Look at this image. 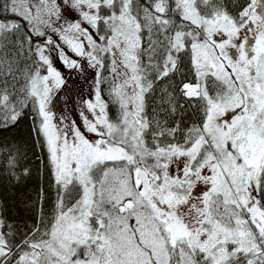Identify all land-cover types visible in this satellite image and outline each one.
<instances>
[{
    "label": "snow or ice",
    "instance_id": "1",
    "mask_svg": "<svg viewBox=\"0 0 264 264\" xmlns=\"http://www.w3.org/2000/svg\"><path fill=\"white\" fill-rule=\"evenodd\" d=\"M29 109L56 199L0 264H264V0H0V126Z\"/></svg>",
    "mask_w": 264,
    "mask_h": 264
},
{
    "label": "trees",
    "instance_id": "2",
    "mask_svg": "<svg viewBox=\"0 0 264 264\" xmlns=\"http://www.w3.org/2000/svg\"><path fill=\"white\" fill-rule=\"evenodd\" d=\"M41 143L42 139L34 131L30 109L15 124L0 126V149L19 148L24 153L17 175L24 168L30 170L28 176L20 175L17 180L0 166V219L12 226L17 239L23 238L36 222L38 196L43 194V207L47 213H51L56 199L47 153Z\"/></svg>",
    "mask_w": 264,
    "mask_h": 264
},
{
    "label": "rangeland",
    "instance_id": "3",
    "mask_svg": "<svg viewBox=\"0 0 264 264\" xmlns=\"http://www.w3.org/2000/svg\"><path fill=\"white\" fill-rule=\"evenodd\" d=\"M61 70L66 77V86L58 93V98L54 99L53 110L58 116L65 115L69 120L79 119L81 100L92 94L94 74L91 69L85 73L67 72L62 67Z\"/></svg>",
    "mask_w": 264,
    "mask_h": 264
}]
</instances>
